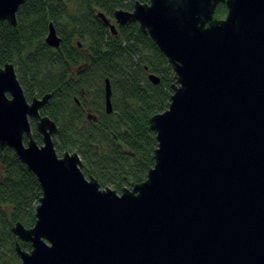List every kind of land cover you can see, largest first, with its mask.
<instances>
[{
	"label": "water",
	"instance_id": "water-1",
	"mask_svg": "<svg viewBox=\"0 0 264 264\" xmlns=\"http://www.w3.org/2000/svg\"><path fill=\"white\" fill-rule=\"evenodd\" d=\"M24 2L0 0V21L15 26ZM113 16L136 22L174 74L168 108L149 118L154 165L120 194L101 188L76 152L57 155L40 113L50 94L27 100L13 64L0 66V149L41 188L34 225L12 227L20 264H264V0H149ZM60 41L49 23L45 44ZM111 93L105 79L106 114Z\"/></svg>",
	"mask_w": 264,
	"mask_h": 264
},
{
	"label": "trees",
	"instance_id": "trees-1",
	"mask_svg": "<svg viewBox=\"0 0 264 264\" xmlns=\"http://www.w3.org/2000/svg\"><path fill=\"white\" fill-rule=\"evenodd\" d=\"M135 2L149 0H25L15 26L0 21V66L13 64L27 100L50 94L40 112L57 126L56 152H76L85 176L117 192L145 180L153 167L157 141L149 118L168 108L174 82L172 67L138 24L114 21L116 10L131 11ZM226 12L219 3L214 17L224 18ZM98 13L116 24L115 34ZM49 23L61 39L58 48L44 42ZM149 73L158 74L160 82L152 84ZM105 79L112 92L109 114ZM88 113L95 121L87 119ZM30 124L40 144L35 120ZM40 197L34 174L12 149H0V264H20L12 227L34 225Z\"/></svg>",
	"mask_w": 264,
	"mask_h": 264
},
{
	"label": "rangeland",
	"instance_id": "rangeland-1",
	"mask_svg": "<svg viewBox=\"0 0 264 264\" xmlns=\"http://www.w3.org/2000/svg\"><path fill=\"white\" fill-rule=\"evenodd\" d=\"M113 18H114V16H113ZM114 21H115V20H114ZM111 24H114V23L112 22ZM115 25H116V24H115ZM157 75H158V74H157ZM56 153H57V155H58L59 157L62 156V153H58V152H56ZM86 177H88V176H86ZM116 193H117V194H120V192H117V191H116Z\"/></svg>",
	"mask_w": 264,
	"mask_h": 264
},
{
	"label": "flooded vegetation",
	"instance_id": "flooded-vegetation-1",
	"mask_svg": "<svg viewBox=\"0 0 264 264\" xmlns=\"http://www.w3.org/2000/svg\"><path fill=\"white\" fill-rule=\"evenodd\" d=\"M74 102H75V99H74ZM77 102V101H76ZM88 119V118H87ZM89 120H91V119H89ZM26 141V139H24V142ZM41 144V143H40Z\"/></svg>",
	"mask_w": 264,
	"mask_h": 264
}]
</instances>
